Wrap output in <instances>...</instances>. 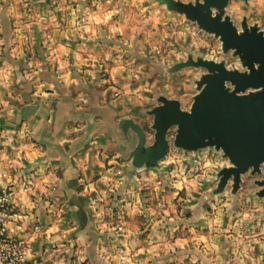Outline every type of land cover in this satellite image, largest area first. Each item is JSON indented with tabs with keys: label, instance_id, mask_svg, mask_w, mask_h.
<instances>
[{
	"label": "crops",
	"instance_id": "crops-1",
	"mask_svg": "<svg viewBox=\"0 0 264 264\" xmlns=\"http://www.w3.org/2000/svg\"><path fill=\"white\" fill-rule=\"evenodd\" d=\"M6 14L18 16L15 8ZM70 14L64 23L60 13L52 33L40 29L36 39L30 16L0 25L9 34L0 38L6 50L0 58V182L20 187L23 177L30 185L28 194L18 192L12 209V217L23 220L8 222L10 235L28 239L30 264H53L50 256L60 253H52L51 244L62 246L70 237L89 244L96 222L93 191L114 185L110 181L136 145V137L121 131L119 122L132 119L144 127L143 113L151 118L148 111L155 107H143L140 95L127 88L135 70L122 64L119 54L99 59L89 53L96 38ZM84 48L85 53L79 51ZM100 61L112 78L108 83L94 79L103 67ZM159 169L149 173L155 190L162 179ZM189 175L178 180L187 190L180 213L185 235L177 241L190 257L187 263L264 264V209L246 187L242 184L236 197L208 200L213 182L207 184L204 174Z\"/></svg>",
	"mask_w": 264,
	"mask_h": 264
},
{
	"label": "rangeland",
	"instance_id": "rangeland-1",
	"mask_svg": "<svg viewBox=\"0 0 264 264\" xmlns=\"http://www.w3.org/2000/svg\"><path fill=\"white\" fill-rule=\"evenodd\" d=\"M13 8L18 12L15 18L11 17V14H6ZM70 12L74 15V22L86 27L87 35L96 38L97 42L87 47L91 55L96 54L102 59L108 55L114 58L119 54L122 57V64L135 70L134 75H130L127 81V88L136 92V96L140 95L141 102L146 103L143 106L145 108L156 106L160 95L180 100L185 110L190 108L197 93L196 81L206 73V70L191 67L175 73L167 71L174 64L185 61L189 55L217 62L224 61L228 69L243 71L239 58L233 56L232 51L223 53L218 38L200 29L184 15L168 11L157 0H0V25L23 21L26 16H30V22L34 23L31 38L36 39L40 29L46 31L48 35L52 33L60 13L63 14V22H69L72 16ZM226 14L240 31L244 19L248 26L257 25L264 31V0L248 2L231 0ZM6 36H9L8 32L1 28L0 38ZM79 51L85 53L86 49ZM5 55V46H1L0 58ZM99 64L103 67L97 70V77L94 79L105 80L108 83L112 80L109 77L110 73L105 70L103 61ZM141 121L144 122L146 143L149 145L154 137V130L150 127L152 117L148 118L143 113ZM174 134V130H171L170 149L160 162L159 174L162 178L159 181L160 187L154 189L155 180L149 174L151 171L157 172V168L132 172L130 171L132 153L127 154V164L120 166L122 169L115 172V179L111 177L110 182L114 185L108 190L93 191L92 211L96 222L93 223L94 234L89 239V244H83L84 241L76 243L77 239L71 237L62 246L51 244V252L55 253L57 250L61 254L50 256L53 264H56L54 257L61 262L59 264H134L138 260L149 264H188L187 262L191 261L190 257L180 250L177 242L182 238L178 236L185 235L183 231L185 226L181 222L185 215L180 213L186 206L187 198V190L178 180L188 172L193 176L204 174L207 184L213 182L212 189H215L219 181V171L229 167L230 163L223 157L222 152L214 148L196 152L175 148L172 144ZM178 166V171L182 172L176 173ZM145 173H148L146 178ZM0 178L3 176L0 175ZM231 183L218 196L234 197L231 194ZM19 184L20 187H16L0 182L4 189H13L15 199L18 192L23 194L31 192L29 183L23 177L19 179ZM122 184L126 191L122 190ZM242 184L259 204V210L264 209V199L257 196L259 187L254 185L250 173L243 176ZM207 198L209 200L211 197ZM13 206L14 204L9 211L10 218L13 216L11 215ZM10 218L8 222L10 220L21 222L24 216ZM36 227L34 231H39L40 229L36 230ZM12 237L23 239L27 251L28 239L24 236ZM137 247L144 252L136 251Z\"/></svg>",
	"mask_w": 264,
	"mask_h": 264
},
{
	"label": "water",
	"instance_id": "water-1",
	"mask_svg": "<svg viewBox=\"0 0 264 264\" xmlns=\"http://www.w3.org/2000/svg\"><path fill=\"white\" fill-rule=\"evenodd\" d=\"M157 1L218 38L223 53L232 51L243 71L228 69L224 61L192 55L168 68L169 73L191 67L205 69L206 73L196 81L197 93L188 110L178 99L158 96V104L148 111L153 118L151 144L146 143L147 134L139 123L132 119L119 122L121 131H130L136 137L130 171L159 168L174 130L175 148L187 152L214 148L229 161L230 166L219 171L218 184L209 197L221 194L230 182L235 196L243 176L250 173L259 187L257 196L264 199V31L257 25L248 26L246 19L240 31L226 14L231 0Z\"/></svg>",
	"mask_w": 264,
	"mask_h": 264
},
{
	"label": "built area",
	"instance_id": "built-area-1",
	"mask_svg": "<svg viewBox=\"0 0 264 264\" xmlns=\"http://www.w3.org/2000/svg\"><path fill=\"white\" fill-rule=\"evenodd\" d=\"M13 189L0 186V264H30L26 256V242L8 234L10 208L14 204ZM36 230H39L36 227Z\"/></svg>",
	"mask_w": 264,
	"mask_h": 264
}]
</instances>
